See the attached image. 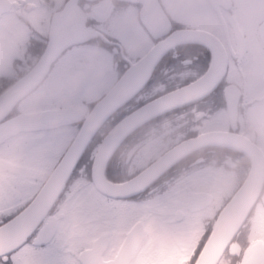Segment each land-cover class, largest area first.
Masks as SVG:
<instances>
[{"label":"flooded vegetation","instance_id":"flooded-vegetation-1","mask_svg":"<svg viewBox=\"0 0 264 264\" xmlns=\"http://www.w3.org/2000/svg\"><path fill=\"white\" fill-rule=\"evenodd\" d=\"M144 6L159 32L143 23ZM155 7L161 17H153ZM52 19L67 44L31 88L0 106V224L34 202L0 264H30L45 246L51 264H194L221 208L249 176L254 198L212 264H264V0H0V93L35 62ZM176 28L204 29L216 39L223 66L208 71V88L135 126L99 172L96 147L118 118L206 72L212 54L198 38L169 47L142 86L92 132L57 190H44L94 102L129 62ZM144 89L151 94L138 96ZM63 108L72 110L54 115ZM39 112L34 121L10 125ZM205 132L218 135L145 182L109 192L94 183H122ZM37 240L44 243L32 249Z\"/></svg>","mask_w":264,"mask_h":264},{"label":"water","instance_id":"water-1","mask_svg":"<svg viewBox=\"0 0 264 264\" xmlns=\"http://www.w3.org/2000/svg\"><path fill=\"white\" fill-rule=\"evenodd\" d=\"M145 8L146 6L143 7L141 13L146 28L152 33L162 30L161 27L157 28L151 24L150 19L145 17ZM153 17H161L157 7L153 10ZM161 20L164 22V18H161ZM166 24L168 23L166 22ZM195 38H198L199 41L208 46L211 50L212 57L206 72L194 80L144 101L118 118L107 129L99 141L94 154L95 158L93 164L97 167L99 172H102L105 159L109 153L135 126L170 107L181 104L197 96V94H200L208 88L213 80L212 74L208 71H215L217 68H222L223 66V64L220 63L221 61L218 60L219 54L217 49L219 50V47H216V39L204 29H173L165 37L154 42L137 59L129 62L128 66L122 71L119 77L109 86L100 98L94 102L73 139L67 146L64 155L50 172L48 179L45 181L44 190L46 188H53L54 191L57 190L61 180L66 174L65 171L69 170L74 159L79 154L82 146L92 132L113 110L130 98L142 86L153 64L161 54L180 41ZM68 40L69 38L66 35L57 32L54 19H52L48 30V39L41 53L26 72L0 93V106H10L19 96L31 88L43 75L49 62L61 48L67 44ZM71 110V108H63L54 110L53 113L54 115L64 116L68 112H71ZM39 115H44V112H39L35 115L21 114L15 119H11L10 125H21L27 123V121H34L36 119L35 116L38 117ZM217 135V132H205L179 141L160 154L135 176L122 183H108L103 178L97 177L93 178L94 183L101 190L109 192L110 190L119 191L130 185L145 182L156 174V172L171 164V162L186 153L189 149L212 142ZM56 180L58 181L57 184H55ZM249 180L250 176L246 178V183L239 187L221 208L217 221L202 246L194 264H212L221 252L229 236H231L245 216L255 194L253 188L246 186ZM51 184H54V186L52 187ZM33 205L34 202L28 209L22 210L11 219L0 224V252L7 249V246H12L17 242L16 240L21 234L20 225L24 220L25 214L31 211L32 208L30 207Z\"/></svg>","mask_w":264,"mask_h":264},{"label":"snow or ice","instance_id":"snow-or-ice-1","mask_svg":"<svg viewBox=\"0 0 264 264\" xmlns=\"http://www.w3.org/2000/svg\"><path fill=\"white\" fill-rule=\"evenodd\" d=\"M25 243L27 244V240L25 241ZM41 243H44V242H41V241H33L32 242V245H31V248L32 249H35L37 247L40 246ZM13 251H15V249H13ZM30 251L29 248H25L24 249V252H28ZM49 252V248L48 247H42L40 248V251L39 253H33V257L30 261V264H51L50 261H48L45 257L47 256ZM24 253H22L21 255H23ZM6 264H23V261L22 260H18V259H13L12 261H8L6 262Z\"/></svg>","mask_w":264,"mask_h":264},{"label":"rangeland","instance_id":"rangeland-1","mask_svg":"<svg viewBox=\"0 0 264 264\" xmlns=\"http://www.w3.org/2000/svg\"><path fill=\"white\" fill-rule=\"evenodd\" d=\"M131 35V41H132V45H133V47H134V50H135V52H139V51H141V49H140V45H139V42H138V40H139V37L137 36V34H130ZM1 41V40H0ZM148 95V94H151V91L150 92H147L146 91V89H144V90H142L141 91V93H139V95L138 96H145V95ZM121 109H119V111H120Z\"/></svg>","mask_w":264,"mask_h":264}]
</instances>
